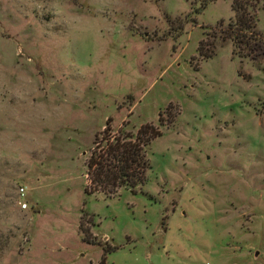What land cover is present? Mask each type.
<instances>
[{
    "label": "rangeland",
    "instance_id": "374dc122",
    "mask_svg": "<svg viewBox=\"0 0 264 264\" xmlns=\"http://www.w3.org/2000/svg\"><path fill=\"white\" fill-rule=\"evenodd\" d=\"M230 2L0 0V264H264V45L216 39ZM146 124L144 183L93 192L104 129Z\"/></svg>",
    "mask_w": 264,
    "mask_h": 264
},
{
    "label": "trees",
    "instance_id": "16d2710c",
    "mask_svg": "<svg viewBox=\"0 0 264 264\" xmlns=\"http://www.w3.org/2000/svg\"><path fill=\"white\" fill-rule=\"evenodd\" d=\"M260 2L263 0H231L232 18L225 25L222 21L216 24V39L221 43H230L232 54L239 58L257 56L264 45V37L256 30L253 12ZM213 49V40L207 42L205 39L198 43L196 52L198 57L206 60L212 56ZM159 136L160 132L148 124L141 126L134 137L112 133L107 126L102 133L101 142L97 143L98 147L92 151L87 163V177L90 185H93L89 188L108 196H113L120 188L133 192L144 183L148 170L144 149ZM105 256L99 264H105Z\"/></svg>",
    "mask_w": 264,
    "mask_h": 264
},
{
    "label": "built area",
    "instance_id": "2783aa9c",
    "mask_svg": "<svg viewBox=\"0 0 264 264\" xmlns=\"http://www.w3.org/2000/svg\"><path fill=\"white\" fill-rule=\"evenodd\" d=\"M25 191H26V188H23V187H20V188H19V197H20V198H24ZM19 208H20V210H22V211L26 210V209H27V203L24 202V201H21V202L19 203Z\"/></svg>",
    "mask_w": 264,
    "mask_h": 264
}]
</instances>
